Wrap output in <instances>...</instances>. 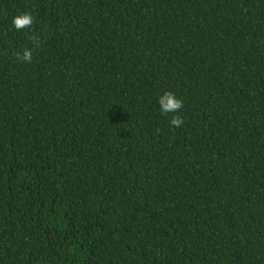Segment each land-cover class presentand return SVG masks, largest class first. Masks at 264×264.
<instances>
[{
    "label": "trees",
    "instance_id": "obj_1",
    "mask_svg": "<svg viewBox=\"0 0 264 264\" xmlns=\"http://www.w3.org/2000/svg\"><path fill=\"white\" fill-rule=\"evenodd\" d=\"M0 264H264V0H0Z\"/></svg>",
    "mask_w": 264,
    "mask_h": 264
},
{
    "label": "clouds",
    "instance_id": "obj_2",
    "mask_svg": "<svg viewBox=\"0 0 264 264\" xmlns=\"http://www.w3.org/2000/svg\"><path fill=\"white\" fill-rule=\"evenodd\" d=\"M12 27L16 31H22L24 29H31L34 24V17L31 13H20L12 18ZM17 58L21 59L25 63H31L33 58V49L24 48L22 52L16 53ZM156 103L159 107L160 114L168 116L171 114L169 120V126L172 128H179L184 123L183 117L179 115L180 110L183 108V101L178 98L171 91H164L158 95Z\"/></svg>",
    "mask_w": 264,
    "mask_h": 264
}]
</instances>
